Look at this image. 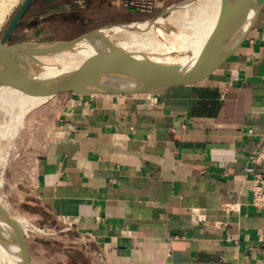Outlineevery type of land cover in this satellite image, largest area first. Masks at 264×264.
Returning a JSON list of instances; mask_svg holds the SVG:
<instances>
[{"label": "crops", "instance_id": "0c3cea01", "mask_svg": "<svg viewBox=\"0 0 264 264\" xmlns=\"http://www.w3.org/2000/svg\"><path fill=\"white\" fill-rule=\"evenodd\" d=\"M42 1L14 37L68 14L32 12ZM48 106L57 115L33 167L36 198L93 264H264L248 159L264 146V5L238 51L203 79Z\"/></svg>", "mask_w": 264, "mask_h": 264}, {"label": "rangeland", "instance_id": "374dc122", "mask_svg": "<svg viewBox=\"0 0 264 264\" xmlns=\"http://www.w3.org/2000/svg\"><path fill=\"white\" fill-rule=\"evenodd\" d=\"M186 1H191L187 8L182 6ZM23 2L0 0L3 18L0 37ZM195 4L196 0H44L32 12L57 8L66 10L68 14L24 23L11 42L70 40L94 29L118 26L130 21L143 23L160 16L166 28L172 32H176L174 25L183 17L190 23L181 29L182 32L194 36L193 33L198 29L193 19L200 13L199 9L196 13ZM172 7L176 8L168 11ZM113 40L126 41V33L120 31L113 36ZM68 95L70 93L55 94L23 114L18 104L0 102V205L14 220L26 223L22 233L32 264H93L91 250L86 249L81 240L67 231L63 224L49 217L35 194L33 167L35 161L43 155L45 140L54 116L57 115L48 105ZM3 129L8 130L7 135L2 134L6 133Z\"/></svg>", "mask_w": 264, "mask_h": 264}, {"label": "water", "instance_id": "95a60500", "mask_svg": "<svg viewBox=\"0 0 264 264\" xmlns=\"http://www.w3.org/2000/svg\"><path fill=\"white\" fill-rule=\"evenodd\" d=\"M34 1L24 0L0 37V88H24L49 91L54 95L71 93L81 96L155 94L175 84L203 79L238 51L264 5V0H222L211 42L202 57L189 66L158 65L137 62L127 56H115L106 65L96 64L68 75L42 77L40 74L44 65L36 55L57 54L73 48L84 39L94 40L104 28L94 29L70 40L12 43L17 27L25 20L24 16ZM250 8L253 15L248 20ZM135 24L139 23L128 22L118 26ZM100 44L112 48L105 41ZM118 83H131L134 87L123 89L117 86ZM0 234L15 250L19 264H32L23 233L1 205Z\"/></svg>", "mask_w": 264, "mask_h": 264}, {"label": "bare ground", "instance_id": "6f19581e", "mask_svg": "<svg viewBox=\"0 0 264 264\" xmlns=\"http://www.w3.org/2000/svg\"><path fill=\"white\" fill-rule=\"evenodd\" d=\"M190 2L191 1L184 2L182 6L187 8V6L190 5ZM221 3L222 0H196L194 7L196 9V13L198 12V9L200 10V13L195 17V20L193 19L195 26L198 29L195 34L193 33L194 36H191V34L187 35L182 32L181 29H184L183 27H187L186 25L190 23L186 22L183 17L180 18V22H177L174 25L176 27V32H172L170 29L168 30V28H166L164 19H162L161 16L143 23L129 26L132 28L126 26L107 27L102 29L99 32L98 37L94 40L84 39L78 42L73 48H67L57 54L36 55V58L44 65V70L40 75L42 77L68 75L71 72H77V70H83L88 67H92L93 65L95 66L96 64H109L115 56H127L137 62H148L158 65L168 64L179 67L192 65L202 57L211 42L221 10ZM173 8L176 7H172L168 11L173 10ZM177 9L180 10V8ZM185 15L187 14L185 13ZM252 15L253 10L250 8L248 11V20L252 18ZM2 19L0 11V23ZM171 21L172 20L169 22ZM193 21L191 20V22ZM195 26L193 27L195 28ZM120 31H124L126 33L127 40L124 42H115V40H113V36ZM104 41L112 45V48L109 49L102 46L100 42ZM53 61L54 63L52 64L51 62ZM117 86L123 89H129L133 88L134 84L118 83ZM52 95H54L53 92L44 90L5 87L0 88V102H4L6 104H18L22 114L27 110L37 107L41 103L47 101L50 97H52ZM12 104H9L8 106ZM18 110L19 109H17V111ZM13 117L15 118V116ZM9 118L11 120L10 116ZM17 119L18 118H16V120ZM5 123H7V121ZM18 123L21 124V122ZM5 126L3 125V127ZM3 130L1 131L3 132ZM7 131H5V134H2L7 135ZM14 221L22 233L26 229V223L20 220ZM0 264H19L15 250L6 242V239L1 234Z\"/></svg>", "mask_w": 264, "mask_h": 264}, {"label": "built area", "instance_id": "2783aa9c", "mask_svg": "<svg viewBox=\"0 0 264 264\" xmlns=\"http://www.w3.org/2000/svg\"><path fill=\"white\" fill-rule=\"evenodd\" d=\"M253 165L250 173L252 175L251 206L257 210L264 209V175L261 167L264 164V146L254 151L248 157Z\"/></svg>", "mask_w": 264, "mask_h": 264}]
</instances>
